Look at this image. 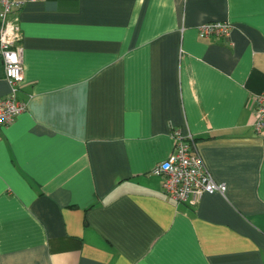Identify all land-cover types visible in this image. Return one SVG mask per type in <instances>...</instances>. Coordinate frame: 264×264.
<instances>
[{
  "label": "crops",
  "instance_id": "1",
  "mask_svg": "<svg viewBox=\"0 0 264 264\" xmlns=\"http://www.w3.org/2000/svg\"><path fill=\"white\" fill-rule=\"evenodd\" d=\"M13 18L26 107L0 126V264H264V0H35ZM217 20L230 36L199 38ZM175 128L223 194L162 191Z\"/></svg>",
  "mask_w": 264,
  "mask_h": 264
},
{
  "label": "built area",
  "instance_id": "2",
  "mask_svg": "<svg viewBox=\"0 0 264 264\" xmlns=\"http://www.w3.org/2000/svg\"><path fill=\"white\" fill-rule=\"evenodd\" d=\"M35 0H0V58L8 93L0 97V126L10 124L25 109L26 103L18 98L23 80L22 47L19 45V24L13 13L27 2ZM233 25L227 20L207 21L197 26L201 39L228 38ZM252 125L256 133L264 131V93L254 97ZM173 150L159 162L153 173L161 177L162 191L176 203H195L205 193H224L226 185L217 182L198 152L191 133L172 129Z\"/></svg>",
  "mask_w": 264,
  "mask_h": 264
}]
</instances>
